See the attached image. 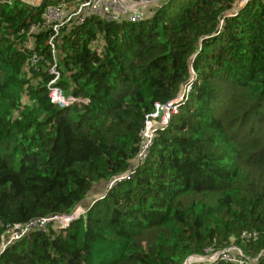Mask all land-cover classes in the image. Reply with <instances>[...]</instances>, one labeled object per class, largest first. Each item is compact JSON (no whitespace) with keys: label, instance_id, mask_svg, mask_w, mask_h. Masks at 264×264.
<instances>
[{"label":"trees","instance_id":"obj_1","mask_svg":"<svg viewBox=\"0 0 264 264\" xmlns=\"http://www.w3.org/2000/svg\"><path fill=\"white\" fill-rule=\"evenodd\" d=\"M239 1L89 17L61 28L53 53L49 1L0 0V248L15 224L86 210L0 264H184L232 246L264 264V0L235 13ZM54 67L88 103L52 102ZM189 83L139 162L147 116Z\"/></svg>","mask_w":264,"mask_h":264},{"label":"built area","instance_id":"obj_2","mask_svg":"<svg viewBox=\"0 0 264 264\" xmlns=\"http://www.w3.org/2000/svg\"><path fill=\"white\" fill-rule=\"evenodd\" d=\"M40 2L41 0H33ZM51 3L45 11V21L53 25L54 35L51 37L50 44L55 53L56 46L54 39L59 35L61 28L71 23L81 24L89 17H101L108 21L121 22L128 21L137 23L145 20L150 13V9L160 5L168 0H48ZM66 1V2H64ZM253 0H240L235 13L243 10ZM75 4L78 6L75 8ZM55 78L49 84L51 100L54 104L60 106H72L75 103H88L87 99L81 100L74 97H68L56 86L60 77L55 67L51 70ZM191 91V83L187 84L178 99L167 104L155 105V111L146 118L145 129L142 132V143L137 159L144 162L150 153L155 135L159 129L164 128L169 123L171 116L177 112L181 102L188 99ZM130 178V171L115 177L109 187L115 183L125 181ZM86 210L77 206L74 211L66 215H57L45 218L30 220L26 223L15 224L10 227L3 235L0 252L4 250L33 230H45L51 223L58 224L62 228H67L75 220L79 219ZM226 261L233 264H245V255L238 247H228L221 251L211 252L206 256H191L185 264H213L217 261Z\"/></svg>","mask_w":264,"mask_h":264},{"label":"clouds","instance_id":"obj_3","mask_svg":"<svg viewBox=\"0 0 264 264\" xmlns=\"http://www.w3.org/2000/svg\"><path fill=\"white\" fill-rule=\"evenodd\" d=\"M48 1V0H47ZM51 2L49 1V4H50ZM65 94V93H64ZM67 96V95H66ZM68 97H70V96H68ZM71 97H73V96H71ZM75 98V97H74ZM77 99H79V98H77ZM81 100H84V99H81ZM76 104V103H75ZM74 104V105H75ZM57 105V104H56ZM60 106V105H59ZM63 107H69V106H63ZM168 125V124H167ZM166 127V126H165ZM164 127V128H165ZM158 132V131H157ZM157 134V133H156ZM155 139V138H154ZM153 143H154V141H153ZM153 145V144H152ZM152 147V146H151ZM151 150V149H150ZM150 154V153H149ZM149 157V156H148ZM110 185V184H109ZM97 198V197H96ZM96 198L95 199H93V201H92V203L94 204V201L96 200ZM100 198H98V200H99ZM80 207H82L83 208V206H80ZM85 209V208H84ZM187 261V260H186ZM185 261V262H186ZM185 264V263H184Z\"/></svg>","mask_w":264,"mask_h":264},{"label":"rangeland","instance_id":"obj_4","mask_svg":"<svg viewBox=\"0 0 264 264\" xmlns=\"http://www.w3.org/2000/svg\"><path fill=\"white\" fill-rule=\"evenodd\" d=\"M64 2H66V1H64ZM78 6V4H75V8Z\"/></svg>","mask_w":264,"mask_h":264}]
</instances>
